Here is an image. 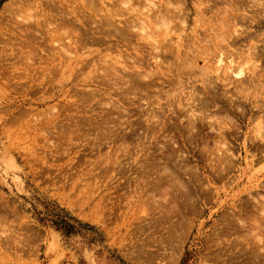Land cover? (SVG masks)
I'll return each instance as SVG.
<instances>
[{
	"label": "rangeland",
	"instance_id": "rangeland-1",
	"mask_svg": "<svg viewBox=\"0 0 264 264\" xmlns=\"http://www.w3.org/2000/svg\"><path fill=\"white\" fill-rule=\"evenodd\" d=\"M50 1L0 0V264H264V246L259 256V251L256 256L250 253L251 240L244 244L250 225L239 219L251 212L245 204L251 198L249 185L256 179L252 173L264 166L260 160L251 168L250 157L237 154L249 114L236 103L231 108L236 131L229 141L236 155L228 175L218 171L211 150L218 139L215 117L206 119L212 127L201 119L187 122L192 118L186 115L183 94L191 88L199 93L197 101L209 98L211 114L224 117L229 106L231 92L222 96L221 83L216 81L219 95L212 99L194 76L190 80L182 70V57L190 60L201 50L200 23L215 8L200 5L197 13L203 16H197L195 0H187L188 22L165 40L158 37L159 47L151 50L138 39L135 28L133 34L109 38L97 31L96 35L94 28L87 30L91 24L84 21L89 17L51 16L48 4L57 0ZM107 2L103 4L111 7ZM241 2L247 9L258 7L251 0ZM195 16L201 17L198 25ZM126 18L131 20V16H115L118 23ZM176 22L171 23L173 28L178 27ZM153 55L164 64L158 66ZM85 58L94 66L88 63L87 70H81ZM142 60L152 62L147 66ZM202 64L200 60L197 67ZM90 68L98 73L87 74ZM137 71L146 75L137 76ZM174 77L186 80L183 90L171 95L167 92L171 79L178 80ZM170 151L168 165L177 173L182 170L181 177L185 173L182 181L189 184L191 198L187 200L184 190H174L166 181L170 201L165 200L168 204L172 198L176 204L167 206L162 199L159 206L158 194L154 197L144 187L151 186L152 179L168 178L161 168ZM178 160L177 168L173 162ZM259 193L257 200H263L264 189ZM179 196L189 202L183 204L180 197V205ZM165 205L169 210L178 207L171 209L177 214L167 213Z\"/></svg>",
	"mask_w": 264,
	"mask_h": 264
},
{
	"label": "bare ground",
	"instance_id": "bare-ground-1",
	"mask_svg": "<svg viewBox=\"0 0 264 264\" xmlns=\"http://www.w3.org/2000/svg\"><path fill=\"white\" fill-rule=\"evenodd\" d=\"M44 1H48V0H43V2ZM104 1L107 2V0H65V1L57 0L53 3V5H49L50 3L48 4V2L46 4H48V6H50L48 10L52 14L51 16H64V17H67V16L72 17L73 16L76 19L80 18V16H83L82 18H88L89 17L88 19H86V21H84V23L89 22V24H91V26H92V23H95V26L91 27L90 25H88V28H87V30H92L94 28L95 34L97 31V34L106 35L108 37L109 36L112 37L114 35L117 37H118V35H119V37H120V35L122 37H124L125 36L124 33H126V32L132 33L131 30H133V28H135L138 31V34H137L138 39L144 40L146 42V44L150 47L151 50L157 49L159 47L160 43L158 41L159 40L158 37H161L162 40H165V37L169 33L175 32V34H176V29H179V28L181 29L182 24L188 22L187 21V16H188V9L187 8H189V7H188L187 0H157V2H155V0H110L112 2L110 4L111 7L104 5V4H106V3L103 4ZM241 1L242 0H238L237 2H235L233 4L231 0H195L196 5H193L194 10H195V14L197 13V10L200 9V7H199L200 5H206L207 7H209L210 10L212 8H215V9L212 11V16H208V19H203V21H201V23H200L201 31L204 33L203 38H201L202 39L201 41L203 43L201 50H199V52L197 54L190 56V58H189L190 60H188L187 56L182 57V58H184L183 60L180 58V60L184 61L181 63L184 67V68H182V70H184L185 74L187 75L186 78H189L191 80L194 76L195 79L198 80V82H200V84L202 85V88H203V90L207 96H210L213 99V97H215L216 94L219 95V93H217V91L219 89L218 87H220L219 85H217L218 82L221 83V90L223 91V92H221L222 96H226V94H229L231 92V94H229V102H227V103H229V106L226 108V113H225L224 117H221L220 115H216L214 112H212V114H211V111L209 112V110H210L209 104H208L209 98L207 100L204 99V100L197 101L198 98H196L195 96H197L199 93L196 94L194 92V88L189 89V92L187 91V94H183V95H185L186 100H187L186 105H188L187 106L188 110L186 111L185 107H184L185 108L184 110L186 111V115H188V117L192 118V121L190 119H189V121H187L185 119L187 122L191 123L195 119H201V121L203 120L202 121V123H203V122L207 121L206 119H210L212 117H215L214 119H216V123H214V124H217V126H218V128H217L218 129V139L214 140V146L212 147L211 150H212V152L215 153L216 166H218V168H219L218 171L220 173H224L227 175L230 174V172L233 170L234 164H235L234 160H233V156L236 155V153H235L236 150L232 149L230 147V141H229L230 138L235 139L234 131H236V130H234V131L232 130V124H234V122H235L234 121L235 117L233 118V117H230V115H229V114H231V108H232L233 104H235V103H236V107H238V108H239V106H243L245 108V111H247V113L249 114V116L247 118V124L245 125V131L243 132V134H244L243 142L240 146H238V152H237L238 157L240 158L242 152L244 153L243 159H245V158L249 159V157H250L249 166L251 168L254 167L255 164L258 163L260 160H261V163H263L262 160H264V0H251V3L253 4V1H254L258 5V7L257 6L256 7L259 9H257L256 7L248 6V7H250V9L248 8L250 10V13L247 12L248 9L246 6H242L243 2H241ZM20 3L23 6L24 5L26 6V4H24V2L23 3L20 2ZM57 4H58V6H57ZM137 4L142 5V6L139 7ZM108 5H109V3H108ZM259 5H261V7ZM45 7H47V6L45 5ZM57 7H60V8H57ZM18 8H20V7H18ZM23 8L21 10H24V12H25L26 9H23ZM41 9H43L46 12V10H45L46 8L44 9V8L40 7V10ZM246 9H247V11H246ZM189 10H191V8H189ZM202 11L206 12L205 8H203ZM50 13H49V15H50ZM198 13L196 14L197 16H203L201 11H199ZM34 14L35 13H33L31 15L33 17L32 18L33 20H34V16H33ZM45 15H46V13H45ZM45 15H43V16H45ZM27 16H28V13H27ZM115 16H131V20L128 18L124 19L123 22H121L119 20V23H121L122 25L118 26L119 23H118V20L115 19ZM197 16H195L196 18H194L193 21L195 23L197 22V25H198L201 17H197ZM241 16H243V17H241ZM74 18L72 20H74ZM176 20L179 21V25H178V27L174 26L175 28H173L171 23H173L174 21L176 22ZM82 21L83 20H80V22H82ZM34 23H36L35 20H34ZM176 24H177V22H176ZM27 26H29V24ZM32 26L34 27V25H32ZM29 27H31V26H29ZM84 27H85V25H84ZM86 27H87V25H86ZM47 29H46V31L51 30V32H48L51 34L54 31V30L52 31L51 28L49 30H47ZM85 30L86 29H84V31ZM34 31H36V30H34ZM86 32H88V31H86ZM133 33H134V31H133ZM89 34H90V32H89ZM48 35H50V34H48ZM175 37H179V34L175 35ZM102 38H104V37H102ZM170 38H172V37H170ZM54 40H55V38H54ZM54 40L52 39L53 42H54ZM65 40H66V38H65ZM59 42H61V41L59 40ZM173 42L175 43V41H173ZM54 43H56V42H54ZM63 43L65 45V42H63ZM191 43H193V42H191ZM258 43L261 46L260 45L258 46L257 45ZM51 44H52V42H51ZM54 45L55 44H53V46ZM61 45L64 46L63 44H61ZM175 45H177V44H175ZM79 46H80V44H79ZM84 46L85 45L83 44V47ZM195 46H198V45L196 44ZM200 46H201V44H200ZM59 47H60V45H59ZM72 47H74V46H72ZM81 47H82V45H81ZM62 49H64V48H62ZM194 49H195V47H194ZM64 50L66 51L67 49H64ZM68 50L70 51V49H68ZM192 50H193V47H192ZM185 51H190V50H185ZM70 53H71V51H70ZM30 55L31 54H29V56ZM156 57H157V55L154 56L153 59H154V62L158 66L160 64H164V63H162L163 61H161L160 59L157 60ZM102 58L104 59L105 57H102ZM28 59H29V57H28ZM68 59H72V58H70L68 56ZM200 60H202L203 64H202V66L197 67L198 66L197 64L200 62ZM66 61H68V60H66ZM142 61H144V60H142ZM90 62L91 61L87 62V59H86L81 64L82 69L79 68V70L80 69L83 70L86 67L88 68V63L90 64L89 66L93 65ZM150 62H152V61H147L145 63L147 66H149ZM168 63H170V62H167V66H168ZM165 64H166V62H165ZM172 64H174V63H172ZM182 65H180V66H182ZM174 66H175V64L173 65V67ZM132 67H133V63H132ZM195 67H197L198 69H196ZM95 68H93V70L91 68H90V70L88 69V71L86 73L88 74L89 72H93V71H94V73H96L97 71L95 70ZM119 68H121V66ZM123 68H124V66H123ZM125 68L128 69L129 67H125ZM172 68H170V69L168 68L169 71ZM178 68H180V67H178ZM116 69L118 71V68H115L113 70L115 71ZM85 70H87V69H85ZM182 70H179V71H182ZM184 71L182 74H184ZM107 72L108 71H105L104 73L106 75H108ZM141 72H143V71H141ZM143 73L144 74H140V72H138V73L135 72L134 74L137 76L146 75L145 72H143ZM182 74H180V75H182ZM182 76H180V77H182ZM147 78H149V76ZM175 78L178 79V77H174V79ZM183 78H185V77H183ZM172 80L173 79H171V81L169 83L170 84L169 85V91L166 89L168 91L167 93L168 94L170 93L171 95H172V91H174L173 93H175V90H179V91L183 90V87H184L183 83L186 79L185 80L182 79L183 81H181V79L179 78L177 80V82H174V80L172 82ZM81 81H82V83H85V84H92V82L94 83V81H92V80H89V81L81 80ZM216 81H218V82L216 83ZM185 83H187V82H185ZM102 90H104V89H102ZM183 93H186V91ZM177 94H178V92H177ZM157 95H159V94H157ZM178 95H180V94H178ZM218 95L215 98H218ZM231 95L235 96L236 98L235 97L234 98L237 99L238 101L232 100L233 96L231 97ZM176 97L178 98V100H181L179 98H182V97H178V96H176ZM149 98H150V96H149ZM170 99H173V98H170ZM156 100H158V99H156ZM183 100H185V99H183ZM178 103H179V106H181L180 102H178ZM178 103H177V105H178ZM180 109H182V108H180ZM240 110L243 111L242 108ZM241 111H240L239 115L243 114ZM154 117H157V115ZM186 118H187V116H186ZM196 121H198V120H196ZM194 124H195V122H194ZM207 124L209 127H212V123H209V121H207ZM191 126L194 127L193 124ZM146 135H147V133H146ZM122 151L125 152L123 149H122ZM171 151H172V153H174L175 150L173 151L171 149ZM171 151L165 154V155H167L166 161H165V158H162L165 161L164 165L163 166L161 165L162 168L159 165L160 168L162 169V174L168 176V178L163 176V178H165L164 180L158 179V181H157V178H155V180H156L155 181L151 177V179H152L151 182H154V183L148 182V183H151V186H150V184H149V186L144 184L145 186H147V187H144L145 192L147 190L148 191L150 190V192L152 193L153 196L155 194H158V197L156 199H157L158 204L160 203L159 206H162V204L165 203V201H166L167 206H171V205L175 206V204H176V203L173 204L174 202L172 201V198H171V202H172L171 205H168L171 202L170 203L168 202V204H167L168 200H165V198L168 197V196L166 197V194H167V192H169V186L170 185H166V184H168V182L170 184H172L170 188H172L174 190H180L179 192H182V190H184L183 193L186 192L185 193L187 196L186 198H188V197L191 198V196L187 195V194H190V192H191V190L187 186L189 184L186 183L187 185H185L184 182L182 181L183 174H185V173L182 174V177H181V174H179L182 171L180 169L181 167L179 168L181 171L179 173H177V171H175L176 169L172 170V167L170 168L168 165V160H170L171 159L170 157L172 156ZM174 156H176V155H174ZM179 160H181V159H179ZM179 160H178V162L177 161L176 162L171 161V163L173 162L174 165L177 166V164L179 165L181 163V161H179ZM147 164H149V163H147ZM183 164H184V162H183ZM176 166H173V167L176 168ZM143 168H144V166H143ZM143 168H142V173L145 171V170H143ZM177 168H178V166H177ZM182 168H183V166H182ZM179 169H177V170H179ZM184 169L186 170V168H183V170ZM260 169L261 170L255 171L252 173L254 177L256 176V179L254 178L252 181L254 183L249 185V188L252 190L247 192V193H249L248 197L250 198V196H251V198L248 199L247 205L245 204V206H249L248 208H250L251 212L248 213L249 210H247L246 214H243V218L238 217L243 224L245 223L246 225H250L249 228L247 227V229L251 230V231H248V233H247V240L245 239L246 236L243 237V240L245 239V241H246V242L244 241V244L246 243L245 245H247L248 238L251 240L250 243H252V244L249 247H251L250 251L252 250L253 252H255V256L257 254L256 253L257 251H259L257 256L260 255V249L259 248L260 247L263 248V246H264V230H263V228H264V195L262 196L263 200H259V199L257 200V198H256V195H260L259 190L264 189V181H263L264 179L260 182V180L262 179L261 177L264 176V166H262ZM186 173H188V177H190V181L194 184V180L192 179L193 177L191 176L190 172L186 171ZM193 176H194V174H193ZM259 176H261L260 177L261 179L257 178ZM156 177H157V175H156ZM161 178H162V176H161ZM145 180H148V179H145ZM166 181H168V182L165 184ZM163 183L165 184V187H163V185H164ZM161 187H163V188L161 189ZM195 187H197V186H195ZM150 192H148V193H150ZM179 192H178V194H181ZM170 196H172V194ZM182 196L185 197L184 195H182ZM182 196L178 197L179 201L182 199ZM180 197H181V199H180ZM162 199H163V201L164 200L165 201L163 202ZM167 199H169V198H167ZM175 199H177V198H175ZM152 200H155V199H152ZM185 200L186 199L181 200L183 204H184L183 201H185ZM187 200H189V198ZM190 200H193V199H190ZM161 201L163 202L162 204H161ZM169 201H170V199H169ZM181 201L179 203L180 205H181ZM193 201H195V200H193ZM193 201L191 202L192 205H194ZM187 202H189V201H187ZM152 204L156 205L155 208H157V205H158L157 203L156 204L152 203ZM166 205H165V208L167 207ZM169 208H170V210L169 209H167V210H169L170 212H167L165 209L163 210V207H162V210L166 211L167 213H172L173 212L172 210H176L178 207L176 209H174L175 207H172V208L169 207ZM178 211L180 212L181 210L178 209ZM174 212H173V214H174ZM175 213L177 214V211ZM226 218H224V219L226 220ZM230 219H231V216H230ZM227 221H229V223H230V221H233V220L232 219L229 220V216H228ZM223 222H225V221H223ZM227 224H228V222H227ZM230 224L228 225V227L230 226ZM232 225H233V223H232ZM261 231H262V234H261ZM261 236H263V237L261 238ZM235 238H237V237H235ZM238 238H241V237H238ZM239 240H237V241H239ZM241 243H243V241ZM234 244H235V242H234ZM257 244H259L260 246H257ZM241 245H240V247H241ZM252 245H254V246H252ZM240 247H239V250L242 248V247L241 248ZM245 247H247V246H244V248ZM249 247H248V249H249ZM248 249H246V250H248ZM241 250H240V252H241ZM246 250L243 249V251H246ZM252 251L250 253L253 254Z\"/></svg>",
	"mask_w": 264,
	"mask_h": 264
}]
</instances>
